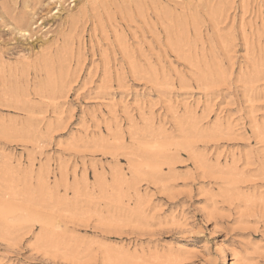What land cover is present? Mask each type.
<instances>
[{
    "label": "rangeland",
    "instance_id": "374dc122",
    "mask_svg": "<svg viewBox=\"0 0 264 264\" xmlns=\"http://www.w3.org/2000/svg\"><path fill=\"white\" fill-rule=\"evenodd\" d=\"M0 264H264V0H0Z\"/></svg>",
    "mask_w": 264,
    "mask_h": 264
}]
</instances>
